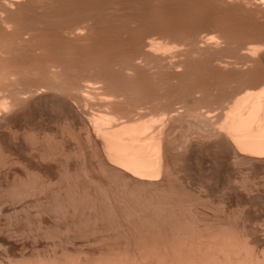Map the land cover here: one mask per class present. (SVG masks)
<instances>
[{"label":"bare ground","instance_id":"obj_1","mask_svg":"<svg viewBox=\"0 0 264 264\" xmlns=\"http://www.w3.org/2000/svg\"><path fill=\"white\" fill-rule=\"evenodd\" d=\"M35 1L36 0H0V123H1V121H5L4 119H6V118L16 116L18 112H21V110H23V108L32 107L33 104H37L38 102H41V100L49 98V97H53V98L57 97L61 101L65 102L64 104H66L69 107V109L73 110L74 113H76L77 115L80 116L78 119H76L75 116H73L74 115L73 114L72 116L74 117V119L73 118H69V119H73V120L76 119L75 122H77L76 123L77 128L74 129V130H77L76 132H78V133H76L77 134L76 137L78 138L79 135L82 136L84 139H82V138L81 139L84 140L83 142L87 143V148H89L88 152L90 155H86V156H90L96 160V162L94 160V163H95V165L97 163V165H96V167H93V169L98 167L97 169L100 170V171L98 170V172H103V173L105 172V174L111 178V182L110 181L109 182L114 184V187H116L114 189V192L111 191L114 193V195L111 194V196L113 195L112 198H113L114 202L115 203L117 202V204H119L120 206L125 205V208H127V209H128V207H127L128 205L125 203L126 200L123 198L124 197L126 198L128 194L132 195L131 192L130 193L128 192V191H130L129 188L131 189L133 187L132 188V190H133L134 188L140 189V187H141V189H142L145 186V190H146L147 186H148L147 188H149L151 185H153V186L156 184L158 185V183L159 182L161 183V181H163L165 178L168 179L167 177H168V175H170L169 174V170H170L169 169V165H170L169 161L171 159L169 156L170 152H169V148H168V135L171 133V131L174 127V124H176L175 121L177 122L178 118L182 119L183 115H187V116L189 115L191 118H192V116L193 117H196V116L201 117L204 119V121H207L210 123L211 128H214V129L216 128L217 134H219L217 140L219 141L220 145H222L220 147H223L224 151L227 153V155H226V153H225V155L229 157L228 159L229 160L232 159V160H230V163H231V161H234L233 163L236 162L237 164L238 163L244 164V163L249 162V161H251L250 164L253 163L252 161H254L256 163L259 162L260 164L264 163V60H262V58H264V29H263L264 26H262L261 28H258L256 26L251 28L252 26L251 27L249 26V28H247L246 26H244V24H241V23H243L241 21L240 24L242 26L240 25L241 27L239 26V28L237 26V30L241 29V30H244L245 32L254 31V33L251 35H249L250 33H248L247 36L240 37L239 32L237 33L236 31H234V30H236V26H235V29H232L229 27L228 28L223 27L222 25H223L224 21H226V20H222L223 19L222 17H221L222 18L221 19V18H217L218 16L217 17L215 16L213 19L211 17L212 24H213L211 26L212 27L211 29L215 34L214 35H207V34H205L206 32L205 33L201 32V29L203 27L197 28L200 31L196 29V27L198 25H200L201 23H199L197 21L195 22V20L194 21L182 20V18H185V17L181 16L182 15L181 11H180L179 16H181L182 18L180 19V18H178L179 16H177L178 11L175 10L174 13H172V11L170 13L173 15V17H172V15L168 14V15H170L168 17H166V16L160 17L159 16V18H157V19H155L156 17L154 19H148L149 23H148L147 27L144 30L139 31L140 29L136 30L137 27L135 26V28H134L133 24L139 23V25H140L141 21L137 17L132 16V15L123 18V17H121L122 14L117 15L118 13H114L117 15V16L116 15L114 16L113 14L110 13L111 15L105 16V18H103V19L101 18L102 20H99L100 18L99 19L97 18L99 15L96 16V13L102 9H105L101 6V4L98 5V4L93 3V4L87 6V3H84V5H76L75 3L70 2L69 0H52L50 2V4H52V3H53V5L59 4L58 5L59 7L57 5L56 6L49 5V7L46 8L45 7L46 4H45V6H43L42 3H38V4H42L41 7H43L42 8L43 10L41 13L44 16V17H38V16H36V14H38V13H36V14L33 13L35 8H36V5H34ZM217 1L219 3H221L222 5L229 3V1L233 3V0L232 1L231 0H217ZM205 2H207V1H205ZM205 2H204V4H205ZM47 3H49V1ZM200 3H201V1H200ZM212 3L214 4V2H212ZM215 3H217V2L215 1ZM236 3L238 4V6L239 5H244V6L245 5H251V7H249V6L248 7H249V9L252 8L251 10L253 12L251 10L250 11L252 13H254L253 15H255V18L261 19V21L263 20L262 22H264V0H240L239 2H236ZM60 4H63L62 6L65 8V10H62L63 12L60 11ZM179 4H176V5H177V7L180 8ZM186 5L189 6L187 3H186ZM196 5H198V4H196ZM211 5L212 4H210V6ZM216 5L217 4H215V6ZM163 6H167V5H161V3H160V5H157L156 7L158 10H160L161 7L164 8ZM173 7L171 6L170 8L174 9ZM177 7L175 6V8H177ZM189 7H192V8L184 7V9H183V6H182V9L181 8L180 9L183 10L184 14L189 12L188 11L189 9L190 10L192 9V12H193V9H194L193 5H190ZM224 7H225V5H224ZM199 8H201V7L199 6L197 9H199ZM206 9H207V6H206ZM169 10H171V9H169ZM177 10H178V8H177ZM208 10H210V9H208ZM113 11H115V10L113 9ZM162 11H164V10L162 9ZM116 12H118V11H116ZM175 13H176V15L174 16ZM252 13H251V15H252ZM146 14L148 15V12ZM193 14H194V12H193ZM209 14H210V12H209ZM242 14H243V12H242ZM247 14H249V13H247ZM244 17H246L245 14H244ZM204 18H203V20H204ZM225 18H226V16H225ZM230 18L233 19V17H230ZM188 19H189V17H188ZM192 19H194V18H192ZM240 19H241V17H240ZM118 20H121V21H118ZM233 20H235V19H233ZM242 20H244V19H242ZM200 21H201V19H200ZM229 21H227V22H229ZM238 21H240V20H238ZM233 22H235V21H233ZM33 24H35V25L37 24L38 26H40L41 31L37 30L38 29L37 25H36L37 28H34ZM256 25H257V23H256ZM262 25H264V23ZM211 29L209 28L207 30V32ZM260 30H263V31H260ZM108 31H109V35H110V31L112 33H114V37L119 39V40L117 39L118 42H113V41H115L113 38V35L111 34V36H109L106 34V32H108ZM209 34H211V33H209ZM104 41H105V43H104ZM106 41H108L107 43H109L110 45H107ZM112 43L113 44L116 43V44H114L115 46ZM103 44H105V45H103ZM119 45H121V46L119 47ZM242 45H243V47H242ZM229 48H233V49L235 48V49L241 51L240 54L242 55V57H241L242 61H240V60L238 61L239 58L236 60L235 59L231 60V57H229L230 59H227L226 57H228V56H226L227 54L224 51L229 50ZM233 54H231V56H233ZM238 57H239V55H238ZM206 70H210V71L216 70L218 72V74H219V72H222V71H224V72L225 71L226 72H228V71L240 72L241 74L242 73H244L245 75L247 74V76L250 75V77L249 78H247V77L246 78H237L235 76V74L228 73L225 75H222V74L217 75L218 77H210V82H208L209 79H206L207 82H205L206 80L204 81V80L200 79L197 81V80H192V78H190L193 73L201 72V71L206 72ZM204 72H202V73H204ZM208 73H209V71L207 72V74ZM197 75H199V74H197ZM201 75H203V74H201ZM209 76H211V75H209ZM187 80L191 81V82L188 81V82H190V84H188L189 86L184 88V90H181L182 93L177 92V93L173 94L172 99L170 96V92L167 91V93H169L168 95L165 92L166 87H170L169 86L170 84H172L173 86H177L181 82H185V81L187 82ZM174 90H177V89H174ZM164 100H166V101L164 102ZM42 102H44V101H42ZM50 102H52V101H50ZM63 102H61V103H63ZM212 102L214 104H215V102H219V104L222 106L221 108L223 111L219 110V112H218L217 107H216L217 111H215V109L214 110L211 109L212 104H213ZM176 104H179V105L176 106ZM219 104H217V105H219ZM42 105H43V103H42ZM214 107H215V105H214ZM68 114H70V113H68ZM25 115H28V114H25ZM69 116H71V115H69ZM76 117H78V116H76ZM66 118L62 119V120H66ZM49 119H50V117H49ZM8 121L10 122V120H8ZM183 121H185V119ZM63 122H65V121H63ZM75 122H73L74 125H75ZM207 122H206V125H207ZM3 123H5V122H3ZM69 123H70V120H69ZM69 123L67 124L68 126H69ZM71 123H72V121H71ZM73 123H72V126H73ZM11 124H13V123H11ZM61 124H59V125H61ZM182 124H184V123H181V124L179 123L178 126L179 125L182 126ZM56 125H58V124H56ZM187 125H188V123H187ZM193 126L194 125H192L191 127L193 128ZM206 127L209 128V126H206ZM18 128H20V127H18ZM63 128L66 129V127H63ZM195 128L196 127H194V129ZM7 129H8V127H7ZM198 129L199 128H197V131H198ZM10 130H11V128H10ZM51 130H53V129H51ZM62 130L63 129H61L60 132ZM49 131L50 130H48V134L50 133ZM14 132H12V133L14 134ZM21 132H22V130H21ZM29 132L30 131H28V133H27V131H24L23 135H25L26 138L22 134H20V135L23 136V138L25 139V142H26L27 138L30 140V142H29V140H27V142H29V144H30V149H31L30 152L34 151L36 154V155L34 154L36 156V158L38 155V157L40 159L41 158L44 159V162L47 158H50L51 156H52L51 158H53L54 154L47 152V150H46L47 147L46 148L44 147V144L46 142L45 139H41L42 142L45 141V142H43L44 144L36 145L35 141L37 143H39L37 141L38 139L35 138V141L33 142V139L31 140L30 135H28ZM37 132H39V131H37ZM45 132H43V133H45ZM61 133H63V131ZM9 134H10V136L13 135V134L11 135V132ZM52 134H53V132H52ZM66 135L68 136V138L70 136H72L69 134H66ZM34 136H35V134H34ZM53 136H54V134H53ZM64 136L65 135H63V138H64ZM31 137H33L32 134H31ZM45 137L47 138L48 136H45ZM49 137H52V135L50 134ZM8 138H9V136H8ZM43 138H44V136H43ZM73 138L71 140L77 139V138H74V139ZM59 139H61V138H59ZM178 139H180V138H178ZM13 140H15V137L13 138ZM54 140H56V139H54ZM64 141H65V139H64ZM76 141L77 140H75V142ZM50 142H51V140H50ZM67 142H69V141H67ZM75 142H73V143H75ZM48 143H46V144L48 145ZM60 143H61V141H60ZM85 143H84V147H86ZM178 143H180V142H178ZM23 144H25V143H23ZM51 145H52V143H51ZM77 145H76V147H77ZM183 145H184V143H183ZM198 145H199V143H198ZM0 146H2V145H0ZM22 147L25 148L24 146H22ZM48 147H49V145H48ZM59 147H60V145H59ZM2 148H0V149H2ZM25 149H28V146ZM68 149H69V147H68ZM72 149L75 150L74 148H72ZM78 150H79V148H78ZM82 150H83V148H82ZM72 151H71V154H72ZM0 152H1V150H0ZM62 152H63V150L60 153L61 155L68 153L67 151H66V153H64L65 151L63 153ZM75 153H76V150H75ZM87 153H85V154H87ZM185 154H187V153H185ZM0 155H1V153H0ZM12 155H14V154H12ZM55 155H57V153ZM72 155H74V153ZM77 155H78V153H77ZM65 156H67L66 162H68L69 159H71V157L68 156V154ZM65 156H64V158H66ZM68 157H70V158L68 159ZM33 158L34 157H32V160H33ZM55 159L56 158H54V160ZM4 160H5V158H4ZM21 160H22V158H21ZM0 161H2V160H0ZM51 161H53V160H50V162ZM9 162L11 163V161H9ZM60 162H62V161H60ZM15 165L17 166V164H15ZM248 166H249V164H248ZM19 167L21 168V166H19ZM67 167H69V166H67ZM242 167H243V165H242ZM245 167H247V166L245 165ZM60 168H61V166H60ZM86 170H84V171H86ZM241 171H242V169H241ZM64 172H65V170H64ZM29 174H28V176H29ZM65 174H66V172L62 175H65ZM25 175L27 176L26 173H25ZM239 175H241V174H239ZM65 176H67V175H65ZM32 177L36 178V175L31 176V178ZM40 177H38V178H40ZM84 177L86 178V176H84ZM107 177L105 178L106 180H107ZM24 178H23V181H24ZM31 178L28 177L29 180ZM59 178H60V176H59ZM110 178H109V180H110ZM87 179H88V177H87ZM242 180L243 179H241V181ZM25 181H26V179H25ZM74 181H73V183H74ZM84 181H86V180H84ZM89 181H92V179ZM28 182H25L24 184L26 185V183H28ZM35 182H34L35 184L39 183V182L37 183V180H35ZM48 182H50V181L48 180ZM17 183H20V182H17ZM43 183H44V181H43ZM99 183H100V181H99ZM160 183H159V185L162 184V183L161 184ZM239 183H240V181H239ZM65 184H66V182H65ZM76 184H73V187H74V185L77 186ZM47 185L49 188L51 187L50 186L51 184L49 185L47 183ZM61 185H63V184H61ZM93 185H90V186H93ZM96 185H94V187ZM35 186H34V188H35ZM70 186H71V184H70ZM20 187H22V184ZM41 187H43V185H41ZM53 187H54V185H53ZM67 187H68V185H67ZM94 187H93V189H94ZM45 188L48 189L47 186H45ZM72 188H70V189L72 190ZM77 188H74V189H76V191H77ZM55 189L57 190L56 187H55ZM152 189L150 191H152ZM243 189L245 191V188H243ZM15 190L17 191V193L19 192L16 189V187H15ZM28 190H30V189H28ZM35 190L37 193V189H35ZM85 190L87 191V189H85ZM98 190L100 191L101 189L98 188ZM102 190H101V192H102ZM142 190H144V189H142ZM154 190H156V189L154 188ZM22 191H20L21 193L20 192L18 193L19 196L23 193ZM44 191L45 190H43V188H41L40 192L44 193ZM86 191L84 194H86ZM9 192H10V190H9ZM28 192H30V191H28ZM71 192H73V191H71ZM80 192H82L81 189H80ZM83 192H84V190H83ZM93 192H95V191H93ZM105 192L110 193V192H108V190ZM127 192H128V194H127ZM161 192H162V189H161ZM57 193H59V192H57ZM67 193H65V196ZM152 193H154V191H152ZM18 194L16 195V198H17ZM10 195H12V194H10ZM52 195H54V194H51L50 196H52ZM68 195H70V194L68 193ZM75 195H77V194H75ZM81 195H83V194H81ZM133 195H135V194H133ZM23 196H25V195H23ZM78 196H80V195L78 194ZM84 196H87V195H84ZM95 196L97 197L98 195H96V193H95ZM99 196H100V194H99ZM154 197H155V195H154ZM61 198H62V196H61ZM68 198H69V196L67 197V199ZM137 198L138 197H136V199ZM72 199L73 198H71V200ZM106 199H109V198H106ZM144 199H146V198L143 197V200L141 198L142 201L139 199H138V201H141L142 204L144 205L145 204ZM71 200H70V202H71ZM83 200H85V199L83 198ZM89 200H87V201H89ZM73 201L74 200H72V202ZM94 201H92V202H94ZM75 202H73V203H75ZM83 202H85V201H83ZM99 202H102V201H99ZM141 202H138V204L140 205ZM63 203H66V202H63ZM104 203H103V205H106V204L110 205L111 202L105 203V204ZM111 204H114V203L112 202ZM148 204H150V203H148ZM148 204H147V207H148ZM62 205H61V207H62ZM68 205L71 207L70 204H68ZM86 205H87V203H86ZM91 205H93V203H91ZM101 205H102V203H101ZM143 205H141V206L143 207ZM65 206L67 207V205H65ZM77 206H78V204H77ZM117 206L118 205H116V208H117ZM107 207H109V206H107ZM147 207L144 206L146 212H147V210H149ZM103 208L105 209V206ZM85 209H86V207H85ZM88 209H90V208H88ZM107 209H109V208H107ZM111 209H109V210L112 211ZM123 209H124V207H123ZM127 209H125L124 212ZM172 209H174V208H172ZM95 210H94V212H96ZM132 210H134V208H132L130 211H132ZM155 210H153V211H155ZM71 211L75 212L76 210L72 209ZM77 211H79V210H77ZM110 211H109V214H110ZM153 211L151 212L152 214H153ZM157 212L159 213V211H157ZM163 212H165V210ZM163 212H162V214H163ZM66 213H67V210H66ZM75 213H77V212H75ZM149 213H150V210H149ZM158 213H156L157 217H158V215H157ZM69 214H71V213H69ZM79 214H78V216H79ZM89 216H90V214H89ZM153 216H154V214H153ZM92 217H93V215L91 216V218ZM172 217H173V215H172ZM160 218H162V217H160ZM167 218H168V216H167ZM148 222H150V220H148ZM169 222H171V221H169ZM169 222H167V223H169ZM176 224L177 223L171 222L169 225L176 227L175 230H177L179 225L181 226V223H179L178 226ZM185 224H187V222ZM151 225H150V227H152ZM162 225H164V223ZM174 227L169 226V228H171V230H173ZM185 227H187V226H185ZM185 227H182V228L184 229ZM124 228H125V226H124ZM153 228H156V227H153ZM166 229H167V227H166ZM173 232L174 231H172V233ZM214 238H215V236H214ZM173 240L174 239L172 238V241ZM215 240H217V239H215ZM205 241H208V240H205ZM217 241H219V240H217ZM213 242L210 241V243L206 242L205 244H202V246H205V248L203 247L204 250L200 249V250H202L201 251L202 253L200 252V254H199L200 250L199 251L197 250L198 251V253H196V254H198V258L196 256L197 259L192 258L194 256L193 255L192 257L190 256L191 258L187 259V261H183V263L184 264H233V263H229V260H230V262H233V261H231V259H234L236 256L234 263L238 262L239 259L241 260V262L239 261V263H235V264H240V263L242 264L243 262L245 264H260V262H262L264 264V254H260V252H257L256 250H254L255 248L247 250V251H242L240 256L237 253H240L238 251L241 250L244 246L241 245L242 248L238 247L239 249H237V247H236V249L238 251L233 250V249H232L233 250L232 251V250H230L231 248L229 250L226 249V251H229L231 255L233 254L234 251H236L235 254H233V255H235L234 258H232L233 256L231 257L230 254L227 255L228 253H225L226 251L222 249L224 247L222 245V243L219 244L218 242H216V243L214 242L215 244H213ZM174 243H175V241H174ZM239 243H237V244L239 245ZM242 243H243V241H242ZM209 244L210 245L213 244L212 245L213 247L215 245V248H214L215 251H213L212 246H211L212 250L211 249L208 250L207 246ZM187 245H188V243H187ZM220 245L222 248L220 247ZM243 245H247V244L243 243ZM192 246H195V244ZM197 246H195V247L197 248ZM230 246L231 245H228V247H230ZM173 247H175V246H173ZM211 247H209V248H211ZM186 248L188 250V246H186ZM186 248H185V251L188 252L186 250ZM191 248H193V247H191ZM224 248H227V247H224ZM244 248H243V250H244ZM173 249L175 250V248H173ZM176 249H177L176 252H179L177 247H176ZM246 249H248L247 246H246L245 250ZM191 250L192 249H190V252H192ZM207 250L211 251V252L208 253ZM193 251H195L194 248H193ZM204 251L206 253H204ZM180 252H181V250H180ZM172 254H174V253H172ZM183 254L184 253L182 252V255ZM186 254H188V253H186ZM174 255H172V256H174ZM176 255H178V253ZM190 255H192V254H190ZM229 256H230V259L227 258ZM237 256H238V258H237ZM175 257H177V256H175ZM188 257H186V258H188ZM76 262H78V261H76ZM119 262H118V264H119ZM124 262L125 261H122L123 264H124ZM103 263H107V262H103ZM110 263H107V264H110ZM116 263L114 261V264H116ZM40 264H42V263H40ZM73 264H74V262H73ZM77 264H86V262L84 263L80 260ZM100 264H102V263H100ZM125 264H131V263L130 262L128 263V261H127V263L125 262ZM135 264H138V263H135ZM155 264H159V263L157 262ZM172 264H174V262Z\"/></svg>","mask_w":264,"mask_h":264},{"label":"rangeland","instance_id":"obj_2","mask_svg":"<svg viewBox=\"0 0 264 264\" xmlns=\"http://www.w3.org/2000/svg\"><path fill=\"white\" fill-rule=\"evenodd\" d=\"M41 1L36 0L34 2V5H36V8H35L33 13L34 14L38 13L39 15L36 14V16H38V17H44L43 14L41 13L43 10L42 9L43 7H41L42 4H43V6H45V4H46V6H45L46 8H48L49 5H52V6H56V5L58 6L59 5V4L53 5V3L50 4V2L52 0H43L42 2ZM48 1H49V3H47ZM69 1L75 3L76 5H84V3H87V6L91 5L93 3L98 4V5L101 4V6L103 8H105L106 10L102 9V10L98 11L99 13L98 12L96 13V16H98V15L100 16V17L99 16L97 17L98 19L100 18L99 20H102L103 18H105V16H109L111 14H113L115 16L116 14H114V13H118L117 15L122 14L121 17H123V18L131 16V15L135 16L141 21L140 25H139V23L133 24L134 28H135V26L137 27L136 30L140 29L139 31H142L147 27V25L149 23L148 19H154L155 17H156L155 19H157V18H159V16L160 17L161 16L162 17H165V16L168 17V16L172 15V14H170L171 11H172V13H174L175 10L178 11L177 16L180 15V11H181V14H182L181 16L185 17L186 19L182 18L181 16H179L178 18H180V19L182 18V20H186V21H189V20L194 21L195 20V22L197 21V22L201 23L200 25H198L196 27V29L199 27L200 28L203 27L204 29L202 28L201 32L202 33L206 32L205 34H207V35H214L215 34L211 29L212 28L211 26L213 25L212 19L215 16L216 17L218 16L217 18L222 17L223 18V19L221 18L222 20H226V21H224V23L222 25L223 27H227V28L229 27V28L235 29V26H236V30H234V31H236L237 33L239 32L240 37L247 36L248 33H250L249 35L254 33V31L245 32L244 30H241V29L237 30V26L239 28V26L241 24H244V26H246L247 28H249V26L250 27L252 26L251 28H253L254 26H256L258 28H261L262 26H264V25H262L264 23V22H262L263 20L261 21V19L255 18V15H253L254 13H252L253 11L251 10L252 8L249 9V7H251V5H245V6L239 5L238 6V4L236 2H239L240 0H238V1L235 0L236 2L233 0V3L229 1V3L223 4V5L221 3H219L217 0H212V1L211 0H203V1L202 0H196V1L195 0H177V1L176 0H134V1L133 0H114V1L113 0H92V1L91 0H88V1L87 0H85V1L84 0H69ZM200 1H201V3H200ZM205 1H207V2H205ZM215 1L217 3H215ZM204 2H205V4H204ZM212 2H214V4ZM38 3H42V4H38ZM160 3H161V5H167V6H163L164 8L161 7V9L158 10L156 6L160 5ZM186 3L189 6L193 5L194 14L192 12V9L191 10L189 9L188 10L189 12H187L185 14H184L183 10H181L182 6H183V9H184V7L192 8V7L187 6ZM176 4H179L181 9L179 7H177ZM196 4H198L201 8L197 9L199 6ZM210 4H212L213 6L211 5L212 6L211 7ZM215 4H217V5L215 6ZM62 5L63 4H60V11L61 12H63L62 10H65V8ZM224 5H225V7H224ZM171 6L172 7L174 6L173 7L174 9L170 8ZM175 6L178 8V10H177V8H175ZM206 6H207V9H206ZM113 9L115 11H113ZM162 9L165 12L162 11ZM169 9H171V10H169ZM208 9H210V10H208ZM116 11H118V12H116ZM147 12H148V15L146 14ZM209 12H210V14H209ZM242 12H243V14H242ZM247 13H249V14H247ZM251 13H252V15H251ZM168 14H170V15H168ZM244 14L246 17H244ZM175 15H176V13L174 14V16ZM225 16H226V18H225ZM172 17H173V15H172ZM188 17H189V19H188ZM211 17H212V19H211ZM230 17H233V19H235V20H233ZM240 17H241V19H240ZM192 18H194V19H192ZM203 18H204V20H203ZM200 19H201V21H200ZM242 19H244L246 22ZM238 20H240V21H238ZM118 21H121V20H118ZM227 21H229V22H227ZM233 21H235V22H233ZM241 21L243 23H241ZM256 23H257V25H256ZM33 25H34V28L38 27V29H37L38 31L40 30V26H38L37 24H36L37 27L35 24H33ZM209 28L211 30H209L207 32V30ZM263 29H264V27H263ZM197 30H199V29H197ZM260 31H263V30H260ZM209 33H211V34H209ZM106 34L109 35V31L106 32ZM111 34L113 35V38L115 40L113 42H118L119 39L115 38L114 33H112L110 31L109 36H111ZM107 42L108 41H106V43ZM104 43H105V41H104ZM114 44H116V43H114ZM103 45H105V44H103ZM107 45H110V44L107 43ZM120 46L121 45H119V47ZM242 47H243V45H242ZM234 49L229 48V50L224 51L227 55L225 53L224 54L226 56H228L226 58L230 59L229 57H231V60H234V59L236 60L239 58L238 61L239 60L242 61L241 60L242 55L240 54L241 51H239L237 49L234 50ZM231 54H233L234 57L231 56ZM238 55H239V57H238ZM262 60H264V58H262ZM208 71H209V73L207 74ZM202 72H204V71L195 72L196 74L193 73L190 78H192V80H197V81L200 79L204 80V81L206 79H209L208 82H210V77H218L217 75H221V74L225 75L228 73L235 74V76L237 78H246V77L249 78L250 77V75L247 76V74L246 75L244 73L241 74L240 72H230V71L224 72V71H222V72H219V74L216 70H214V71L206 70V72H204V73H202ZM197 74H199V75H197ZM201 74H203V75H201ZM209 75H211V76H209ZM190 80H187V82L186 81L181 82L177 86H173L172 84H170L169 85L170 87H166L165 92L166 93H167V91L170 92V96L172 99L173 94H175L177 92L180 93L181 90H184V88L189 86L188 84H190V82H191ZM188 81H190V82H188ZM205 82H207V80ZM174 89H177L178 91L174 90ZM168 94L169 93H167V95ZM59 100L60 99H58L57 97H54V98L49 97V98L43 99V100H41V102H38L37 104H33L32 107L23 108V110H21V112H18L16 116L6 118V119H4L5 121H1V123H0V129H1L0 130V145H2V146H0V148L3 147L2 149H0L1 150L0 160H2V161H0V264H40V263H42V264H44V263L45 264L46 263L47 264H71L72 263L73 264V262H74V264L75 263L77 264L80 260L84 263L86 262V264H88V263L89 264H100V263L107 264V263H110L111 261L112 262L110 264H114V261H115V263L117 262L116 264H118L119 261H120L119 264L120 263L123 264L122 261H125L126 263L128 261V263L130 262L131 264H135V263H138V264H148V263L149 264H155L157 262L159 264H168V263L172 264L173 262H174V264H181V263L184 264L183 261H187V259L191 258L193 255L194 256L192 258L197 259L198 254H196V253H198V251L200 249H203V247L205 248V246H202V244H205L206 242L210 243V241L211 242L214 241L215 243L218 242L219 244L222 243V245L224 247H227V248H224V247L222 248L220 245V247L225 251H226V249L229 250L230 248H231L230 250H232V249L237 250L241 247V245L244 246L245 248L247 246L248 249H246V250L244 247H243L244 250L242 247H241L242 248L241 250H239V251L237 250L238 252H240V253H237L239 256L242 253V251H247V250L254 249V248H255L254 250H256L257 252H260V254H264V166H263L264 163L260 164L259 162L256 163V162L252 161L253 163L250 164L251 161H249V162H246L244 164H242V163L237 164L236 162L233 163L234 161H231V163H232L231 164L230 160H232V159H230V160L228 159L229 157L226 156L227 153L224 151L223 147H220L222 145H220L219 141L217 140L219 134H217L216 128L215 129L211 128L210 123L207 121H204V119L201 117H197V116L193 117L192 116V118H191L189 115L188 116L183 115L184 117L182 116V119L178 118L177 122L175 121L176 124H174V127L172 129L173 132L171 131V133L168 135V148H169V152H170L169 156L171 158V159L169 158L170 159V161H169V164H170L169 165V169H170L169 174L170 175H168V177H167L168 179L165 178L163 181H161L162 184L159 182L161 185H159V183H158V185L157 184L154 186L151 185L149 188H147L148 187L147 186L146 190H145V186H144V188H142V189H144L146 192L144 190H142L141 187H140V189L137 188L138 190L136 188H134L135 190L134 189L132 190L133 187L131 189L129 188L130 191H128V192L129 193L131 192L132 195H129L127 192V194H128L127 197L123 198L126 200L125 203L128 205L127 206L128 209H127V208H125V205L122 204L123 206H120L119 204H117V202L116 203L114 202L112 196L114 195L113 192H114V189L116 187H114V184L110 183L111 178L108 175H106L105 172L104 173L98 172V170H99V169H97L98 167L93 169V167H96L97 163L95 165V163H94L95 159L90 157V156H86V155H90L88 152L89 148H87V143L83 142L84 140H82V139H84V138L82 136H80L79 134L78 135L80 138L79 137L78 138L80 140L76 137V135H77L76 133H78V132H76L77 130H74L77 128V124H76L77 122H75V120L78 119L80 116L77 115L76 113H74L73 110L69 109V107L66 104H64L65 102H63L61 100L59 101ZM42 101H44L45 103ZM50 101H52L53 103ZM165 101L166 100H164V102ZM61 102H63V103H61ZM42 103H43V105H42ZM217 104H219V102H215V104L213 103L211 109H213V110L215 109V111L218 110V112H219V110L223 111L221 108L222 106L220 104L219 105H217ZM178 105L179 104H176V106H178ZM214 105H215V107H214ZM216 107H217V110H216ZM68 113H70V114H68ZM25 114H28V115H25ZM69 115H71V116H69ZM72 115L75 116V118H76L75 120H73L74 117ZM76 116H78V117H76ZM49 117H50V119H49ZM65 118H66V120H62ZM69 118H73V119H69ZM68 119L70 120V123H69ZM184 119H185V121H183ZM8 120H10V122ZM63 121H65L66 123ZM71 121H72V123L75 122V125L73 123V126H72ZM3 122H5L7 125ZM206 122H207V125H206ZM11 123H13V124H11ZM68 123H69V126L67 125ZM179 123L180 124L184 123V124H182V126L181 125L178 126ZM187 123H188V125H187ZM56 124H58V125H56ZM59 124H61V125H59ZM192 125H194L193 128L191 127ZM206 126H209V128ZM7 127H8V129H7ZM18 127H20V128H18ZM63 127H66V129ZM194 127H196V128L194 129ZM10 128H11V130H10ZM60 128L63 129L62 130L63 133H61L62 131L60 132V130H61ZM197 128H199L198 131H197ZM51 129H53V130H51ZM21 130H22V132H21ZM36 130L39 132H37ZM48 130H50L49 134H48ZM24 131H27V133H28V131H30L28 135H30L31 140L33 139V142L35 141V138L38 139L37 141L39 143H37L35 141L36 145L44 144L43 142H45V141H46L45 144L49 142L50 144L48 143V145L50 148L48 147L47 144L46 145L44 144V147L48 148V149L46 148L47 152H50L54 155L57 153V155H55L56 157L53 155V158H51L52 156L50 158H47V159L45 158L46 159L45 162H44V159L41 158L42 159L41 160L38 157V155L36 158L35 152L34 151H31L32 153L30 152V150H31L30 144H29L30 140L27 138L26 142H25V139L23 138V136H25V135H23ZM51 131L53 132L54 136H53ZM10 132H11V135L13 134L12 132H14V134L12 136H10V134H9ZM43 132H45V133H43ZM64 132L66 134H69L72 136H70L68 138V136ZM20 134H22L23 136ZM31 134L33 135V137H31ZM34 134L36 137L34 136ZM50 134L52 135V137H49ZM63 135H65L64 138H63ZM8 136H9V138H8ZM43 136H44V138H43ZM45 136H48V137L46 138ZM10 137L11 138L15 137V140H13V138L11 139ZM73 137L77 138V139H75V140H77L76 142H75V140H71ZM25 138H26V136H25ZM59 138H61V139H59ZM178 138H180V139H178ZM41 139H45V141L42 142ZM54 139H56L57 141ZM64 139H65V141H64ZM27 140H29V142H27ZM50 140H51V142H50ZM60 141H61V143H60ZM67 141H69V142H67ZM73 142H75V143H73ZM178 142H180V143H178ZM23 143H25V144H23ZM51 143H52V145H51ZM84 143L86 144V147H84ZM183 143H184V145H183ZM198 143H199V145H198ZM59 145H60V147H59ZM76 145H77V147H76ZM22 146H24L25 148H27V146H28V149H25ZM68 147H69V149H68ZM72 148H74L76 150V153H75V150H73ZM78 148H79V150H78ZM82 148H83V150H82ZM62 150H63V152L65 151L64 153H66V151L68 153L61 155L60 153ZM70 150L71 151L73 150L72 154L74 153V155L71 154ZM57 151L58 152L60 151V152L58 153ZM11 153L14 155H12ZM77 153H78V155H77ZM85 153H87V154H85ZM185 153H187V154H185ZM225 153H226V155H225ZM67 154H68V156L71 157V159H69L70 157H68V159H69L68 162H66L67 156H65ZM63 155L66 158H64ZM32 157H34L33 160H32ZM4 158H5V160H4ZM21 158H22V160H21ZM54 158H56V159L54 160ZM50 160H53V161L50 162ZM9 161H11V163ZM60 161H62V162H60ZM95 162H96V160H95ZM14 163L17 164V166ZM248 164H249V166H248ZM242 165H243V167H242ZM245 165L247 167H245ZM19 166H21L22 169ZM60 166H61V168H60ZM67 166H69V167H67ZM241 169H242V171H241ZM64 170L66 172L65 175H67V176L62 175L65 173ZM84 170H86V171H84ZM25 173L27 174V176L30 173L28 176L29 178H31V176L36 175L37 179L35 177H32L31 178L32 180L31 179L29 180L28 177L25 175ZM239 174H241V175H239ZM59 176H60V178H59ZM84 176H86V178ZM107 176L110 178V180ZM38 177H40V178H38ZM87 177L89 180L92 179V181H89L87 179ZM106 177H107V180L105 179ZM23 178H24V181H23ZM58 178L61 181L62 180L63 181L61 182ZM25 179H26V181H25ZM241 179H243V180L241 181ZM35 180H37V183L39 182L41 185H43V187H41V185L39 183L35 184L36 183ZM48 180L51 183L48 182ZM84 180H86V181H84ZM43 181H44V183H43ZM73 181H74V183H73ZM93 181L94 182L96 181L95 183L98 186ZM99 181H100V183H99ZM239 181H240V183H239ZM17 182H20L22 184V187H20L21 184L17 183ZM25 182H28V183H26V185H25L24 184ZM65 182H66V184H65ZM47 183L49 185L51 184L50 188L48 187ZM61 184H63V185H61ZM70 184H71V186H70ZM73 184H76L77 186L74 185V187H73ZM93 184L96 186L94 187ZM33 185L34 186L36 185L35 188ZM53 185H54V187H53ZM67 185H68V187H67ZM90 185H93V186H90ZM45 186H47L48 189H46ZM15 187L19 192L23 190L22 191L23 193L20 195L21 197L23 195H25V196H23L21 198L18 194L19 192L17 193V191L15 190ZM55 187L57 188V190L55 189ZM93 187H94V189H93ZM41 188H43V190H45L44 193L40 192ZM70 188H72V190ZM74 188H77L78 192ZM98 188L101 190L103 189L104 191L102 190V192H101V190L99 191ZM150 188L151 189L153 188L152 191H154V193H152V191H150L151 190ZM154 188L156 190H154ZM243 188H245V191ZM28 189H30V190H28ZM35 189H37V193H36ZM80 189L82 190V192H80ZM85 189H87V191ZM161 189H162V192H161ZM9 190H10V192H9ZM83 190H84V192H83ZM107 190L110 193L105 192ZM28 191H30V192H28ZM71 191H73V192H71ZM85 191H86V194H84ZM93 191H95V192H93ZM111 191H113V192H111ZM57 192H59V193H57ZM67 192L70 195H68ZM79 192L83 195H81ZM65 193H67L66 196H65ZM95 193H96V195H98L97 197L95 196ZM10 194H12L13 196ZM17 194H18V196L16 198ZM51 194H54L55 196L54 195L50 196ZM75 194H77V195H75ZM78 194L80 196H78ZM99 194H100V196H99ZM111 194H113V195L111 196ZM133 194H135L136 196ZM84 195H87V196H84ZM154 195H155V197H154ZM61 196H62V198H61ZM68 196H69V198L67 199ZM70 197L73 198L72 199V200H74L73 202H75L76 200L77 201L75 203H73ZM136 197H138V198L136 199ZM143 197L146 198V199H144L145 204L150 203V204H148V207H147V204L146 205L142 204L141 201L143 200ZM83 198L85 200H83ZM106 198H109V199H106ZM141 198H142V200H141ZM69 199L71 200V202ZM138 199L141 201H138ZM87 200H89V201H87ZM91 200L92 201L95 200V201L92 202ZM83 201H85V202H83ZM99 201H102V202H99ZM63 202H66V203H63ZM104 202L105 203H110V202L112 203L113 202L114 204L110 203V205H108V204L103 205ZM138 202H141V204L139 205ZM76 203L78 204V206ZM86 203H87V205H86ZM91 203H93L94 206L91 205ZM101 203H102V205H101ZM68 204H70L72 208ZM61 205H62V207H61ZM65 205H67V207ZM116 205H118L119 207L117 206V208H116ZM141 205H143V207ZM104 206H105V209L103 208ZM107 206H109V207H107ZM144 206H146L150 210V213H149V210H147V212L145 211ZM85 207H86V209H85ZM106 207L109 209L112 208L111 209L112 211H110ZM123 207H124V209H123ZM88 208H90V209H88ZM132 208H134V210L130 211ZM172 208H174V209H172ZM72 209L76 210L75 212H77V213H75L74 211H71ZM125 209H127L125 211L126 213L124 212ZM155 209L157 211H159V213ZM163 209L165 210V212H163L164 211ZM66 210H67V213H66ZM77 210H79V211H77ZM94 210L96 212H94ZM151 210L152 211L155 210V211H153L154 216L151 213L152 212ZM109 211H110V214H109ZM162 212H163V214H162ZM69 213H71V214H69ZM156 213H158L157 214L158 217L156 216ZM168 213L169 214L171 213V214L169 215ZM78 214H79V216H78ZM89 214H90V216H89ZM92 215H93V217L91 218ZM172 215L174 218L172 217ZM167 216H168V218H167ZM160 217H162V218H160ZM148 220H150V222H148ZM169 221H171L172 223H177L176 224L177 226L179 223H181V226L183 225L182 227H185V226H187V227H185L183 229L179 225V227L181 229L178 227L177 230H175L176 227L169 225L171 223ZM147 222L149 224L151 223L152 225L151 224L150 225L152 227H150V225ZM167 222H169V223H167ZM186 222H187V224H185ZM161 223L162 224L164 223V225L165 224L166 225L164 226ZM124 226H125V228H124ZM169 226L174 227L173 230H171V228H169ZM153 227H156V228H153ZM166 227H167V229H166ZM172 231H174V232L172 233ZM214 236H215V238H214ZM172 238L174 239L173 241H172ZM215 239H217L219 241H217ZM205 240H208V241H205ZM174 241H175V243H174ZM242 241L244 244H247V245H243ZM214 242H213V244H215ZM187 243H188V245H187ZM237 243H239V245ZM194 244H195V246L198 245L197 248L195 246H192ZM213 244H211V245L209 244L210 246L209 245L208 246L211 247ZM185 245L188 246V250H187ZM228 245H231V246L228 247ZM173 246H175V247H173ZM208 246H207L208 250H210V249L212 250L213 246L211 248H209ZM176 247L178 248L179 252L181 250L180 253L176 252L177 251ZM191 247H193L195 249V251H193V248H191ZM236 247H237V249H236ZM173 248H175V250ZM185 248L188 252L185 251ZM214 248H215V245L213 247V251H215ZM190 249H192L191 250L192 252H190ZM201 251L202 250L199 251V254ZM182 252L185 255L184 254L182 255ZM209 252H211V251H208V253ZM235 252L236 251H234L233 254H235ZM172 253H174L175 255ZM177 253H178V255H176ZM186 253H188L189 255ZM204 253H206V252L204 251ZM225 253H228L227 255L230 254L229 251H226ZM190 254H192V255H190ZM233 254L232 255L230 254L231 257L233 256L232 258H234V256H235ZM172 255H174V256H172ZM175 256H177V257H175ZM196 256H197V258H196ZM230 256L227 258L230 259ZM186 257H188V258H186ZM235 258H236V256H235ZM235 258L231 259V261H233V262H230V260H229V263L235 264V263H239V261L241 262V260L239 259L238 262L234 263ZM237 258H238V256H237ZM76 261H78V262H76ZM103 262H107V263H103ZM125 262H124V264H125ZM261 263L262 262H260V264Z\"/></svg>","mask_w":264,"mask_h":264}]
</instances>
